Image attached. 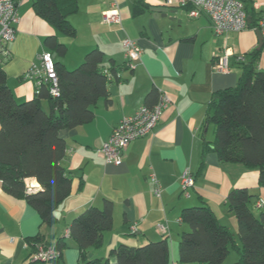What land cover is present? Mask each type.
<instances>
[{
  "label": "crops",
  "instance_id": "crops-1",
  "mask_svg": "<svg viewBox=\"0 0 264 264\" xmlns=\"http://www.w3.org/2000/svg\"><path fill=\"white\" fill-rule=\"evenodd\" d=\"M32 1L19 2L20 22L15 39L8 45L10 57L4 64L8 85L18 101L35 96V78L26 73L31 67L40 66V55L46 51L44 39L56 33L36 14ZM163 1L79 0L78 11L70 16L77 35H59L68 46L60 58L67 68L76 67L96 47L104 51L107 68L111 59L116 64L123 63L126 37L137 42L141 55L132 69L122 72L120 81L110 83L111 101L100 98L93 106L91 121L60 130V137L67 143L61 163L75 177L70 196L57 209L56 224H43L38 211L26 199L6 192L0 181V264H55L33 259L29 238L38 234L48 245H65L59 264H85L69 227L87 208L103 207L106 199L114 203V225L104 232L102 246L87 249V260L114 262V249L120 245H143L166 236L171 249L170 264H199L179 261L181 232L188 229L180 221L184 207L207 201L236 238V217L227 203L230 191L248 188L255 195V213L264 209L256 206L259 199L264 200L259 170L243 163L221 162L215 152L203 155L202 146L203 132L209 139L214 137V127H205L208 106L218 91L237 85L243 63L259 47L258 28L218 35L205 13L192 17L188 7L180 6L176 0L172 5ZM249 1L256 18L264 16V0ZM115 9L121 21H105L104 14ZM261 49L257 68L264 70V44ZM225 54L229 56L230 69L219 71L216 62ZM153 90L165 92L170 98L159 123L150 134L132 141L119 163L107 162L99 148L124 116L151 102L147 94ZM44 105L47 106L46 101ZM186 170L195 182L188 188L190 195L182 189ZM152 172L161 184V196L155 194ZM27 181L37 190L42 189L36 178Z\"/></svg>",
  "mask_w": 264,
  "mask_h": 264
},
{
  "label": "trees",
  "instance_id": "trees-1",
  "mask_svg": "<svg viewBox=\"0 0 264 264\" xmlns=\"http://www.w3.org/2000/svg\"><path fill=\"white\" fill-rule=\"evenodd\" d=\"M242 1L249 26L256 27L259 19L250 1ZM32 6L56 30L44 39V46L56 54L59 94L53 95L50 84L42 82L36 84L32 99L18 101L7 82V60L0 63V181L6 192L27 200L38 211L43 224L53 226L58 221V207L72 192L75 177L61 163L67 143L59 132L91 121L95 114L93 106L100 98L111 101L110 83L120 81L122 72L132 69L133 63L126 59L116 64L111 59L107 68L104 51L96 47L85 54L77 67L67 68L60 58L65 56L68 46L59 35H77L70 16L78 11L79 0H33ZM261 51L256 48L250 53L237 85L218 91L210 102L205 127H214V137L209 139L203 132L202 146L203 155L215 152L221 162L243 163L258 169L259 184L264 186V70L257 68ZM147 98L151 99L147 105L152 106L159 92L150 91ZM31 177L37 179L42 189L27 193V179ZM254 197L246 187H236L228 195L238 238L220 222L207 201L184 207L180 221L188 229L181 232L179 261L225 264L235 249L237 260L232 264H264V209L255 213ZM113 208L114 203L106 199L103 207L91 206L72 220L69 234L79 246L85 264H170L171 249L166 236L143 245L122 244L114 249V262L87 260V249L102 246L104 232L113 228ZM39 242L48 245L42 242L40 234L29 238L34 252ZM64 246H55L59 253L51 260L53 263H60Z\"/></svg>",
  "mask_w": 264,
  "mask_h": 264
},
{
  "label": "built area",
  "instance_id": "built-area-1",
  "mask_svg": "<svg viewBox=\"0 0 264 264\" xmlns=\"http://www.w3.org/2000/svg\"><path fill=\"white\" fill-rule=\"evenodd\" d=\"M20 0H0V63L9 59L8 45L16 37L17 25L20 22L19 12ZM182 7H188L189 15L198 17L205 13L212 23L213 31L218 34H226L231 31H242L249 26V17L246 6L242 0H176ZM164 4L172 5L174 0H164ZM105 21L119 22L121 15L117 9L104 14ZM255 28L262 31L264 35V16L259 18ZM126 59L134 62L140 58L141 48L137 42L129 37L123 41ZM54 54L50 51H43L40 55V66H33L26 75L35 78L37 85L42 82L50 84V92L53 95L59 94V79L56 71ZM219 71H228L229 56L223 55L215 65ZM170 98L165 92L159 93L157 102L152 105H142L134 113L126 115L113 128L110 137L104 141L99 152L109 163H119L122 160L124 149L135 139L150 134L159 123L165 109L169 106ZM150 180L154 184L155 194L161 196L162 188L157 175L150 173ZM194 179L189 170L182 176V189L186 195H190L188 188L194 185ZM38 187L27 181V193L36 192ZM264 205V200L259 199L257 206ZM135 232V226L132 228ZM58 250L54 245H39L33 254L36 261H51L58 256Z\"/></svg>",
  "mask_w": 264,
  "mask_h": 264
},
{
  "label": "rangeland",
  "instance_id": "rangeland-1",
  "mask_svg": "<svg viewBox=\"0 0 264 264\" xmlns=\"http://www.w3.org/2000/svg\"><path fill=\"white\" fill-rule=\"evenodd\" d=\"M79 64H80V63H79ZM79 64H78V65H79ZM78 65H76V67H77ZM73 68H75V67H73ZM73 68H72V69H73ZM178 250H179V249H178ZM236 257H237V252H236L235 249H233V250L231 251L229 257L227 258L225 264H232L235 260H237ZM43 263H46V262H43ZM48 263H49V262H48Z\"/></svg>",
  "mask_w": 264,
  "mask_h": 264
},
{
  "label": "water",
  "instance_id": "water-1",
  "mask_svg": "<svg viewBox=\"0 0 264 264\" xmlns=\"http://www.w3.org/2000/svg\"><path fill=\"white\" fill-rule=\"evenodd\" d=\"M257 33H258V36H259V49L263 46V44H264V35H263V33H262V31L260 30V29H257ZM56 56V54H54V57Z\"/></svg>",
  "mask_w": 264,
  "mask_h": 264
}]
</instances>
